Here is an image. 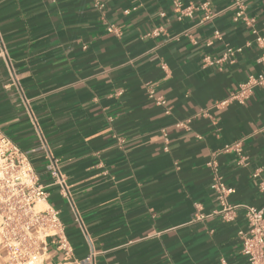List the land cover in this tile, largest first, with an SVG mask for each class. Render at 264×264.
I'll use <instances>...</instances> for the list:
<instances>
[{
    "label": "crops",
    "instance_id": "1",
    "mask_svg": "<svg viewBox=\"0 0 264 264\" xmlns=\"http://www.w3.org/2000/svg\"><path fill=\"white\" fill-rule=\"evenodd\" d=\"M100 1L0 0V136L29 157L72 245L65 257L48 240L42 264H248L246 214L225 218L209 165L230 206L264 207V86L231 100L264 74L263 51L235 0ZM245 6L264 36V0Z\"/></svg>",
    "mask_w": 264,
    "mask_h": 264
},
{
    "label": "built area",
    "instance_id": "2",
    "mask_svg": "<svg viewBox=\"0 0 264 264\" xmlns=\"http://www.w3.org/2000/svg\"><path fill=\"white\" fill-rule=\"evenodd\" d=\"M245 2L246 0H235V21L243 22L250 28L255 36V43L263 51L261 60L264 61V36L259 33L255 19L246 15ZM94 3L99 10L104 9L100 0H94ZM175 6L182 8L180 2H176ZM126 13L128 14V11ZM186 13L192 16V8L187 9ZM208 19L210 17L207 16L206 20ZM109 31L116 32L114 27ZM214 35L216 38L220 36L217 31ZM241 51L240 48L236 51L228 50L223 59L227 60L228 56ZM263 86L264 74L250 75L239 86L231 100L244 105L254 90ZM156 104L167 106L163 98H157ZM231 149L239 152V144L227 147L226 151ZM209 165L214 169L213 190L217 194L225 218L230 219L237 209H243L246 214L247 230L239 232L241 254L248 264H264V207L257 209L242 205L230 206L227 198L232 190L218 175L215 163ZM48 173L53 183L61 188L62 195L68 197L66 180L56 161L48 167ZM260 190L264 193V182L260 184ZM50 239L54 240L65 257L71 255L72 245L66 235L61 213L48 203L46 186L40 182L29 157L13 140L0 136V247L6 251L9 264H42ZM223 264L227 263L223 261Z\"/></svg>",
    "mask_w": 264,
    "mask_h": 264
}]
</instances>
